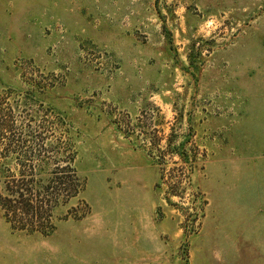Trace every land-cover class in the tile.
<instances>
[{
  "label": "rangeland",
  "instance_id": "obj_1",
  "mask_svg": "<svg viewBox=\"0 0 264 264\" xmlns=\"http://www.w3.org/2000/svg\"><path fill=\"white\" fill-rule=\"evenodd\" d=\"M68 165L0 264H264V0H0L2 198Z\"/></svg>",
  "mask_w": 264,
  "mask_h": 264
},
{
  "label": "trees",
  "instance_id": "obj_2",
  "mask_svg": "<svg viewBox=\"0 0 264 264\" xmlns=\"http://www.w3.org/2000/svg\"><path fill=\"white\" fill-rule=\"evenodd\" d=\"M66 169L68 173L65 171L64 177H57L56 174L52 179H42V181H34L37 173L32 169L29 174L31 179L20 182L25 184L4 187L6 197L2 198L0 192V209L13 229L38 231L46 228L49 224L50 208L57 204L56 200L60 197L69 199L77 193L75 171L69 165ZM31 183H38V185ZM40 183H49V185L42 186ZM9 195L18 196V198L11 199ZM15 222L19 225L17 226Z\"/></svg>",
  "mask_w": 264,
  "mask_h": 264
}]
</instances>
